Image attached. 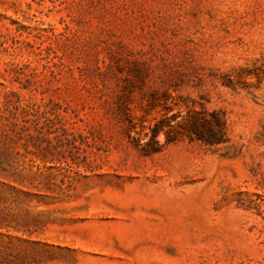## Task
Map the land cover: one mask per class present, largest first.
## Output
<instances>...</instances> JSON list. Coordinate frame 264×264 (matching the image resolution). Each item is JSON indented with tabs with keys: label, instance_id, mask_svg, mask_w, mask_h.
<instances>
[{
	"label": "rangeland",
	"instance_id": "obj_1",
	"mask_svg": "<svg viewBox=\"0 0 264 264\" xmlns=\"http://www.w3.org/2000/svg\"><path fill=\"white\" fill-rule=\"evenodd\" d=\"M212 111L225 141L141 147ZM22 115L0 264H264V0H0V128Z\"/></svg>",
	"mask_w": 264,
	"mask_h": 264
},
{
	"label": "trees",
	"instance_id": "obj_2",
	"mask_svg": "<svg viewBox=\"0 0 264 264\" xmlns=\"http://www.w3.org/2000/svg\"><path fill=\"white\" fill-rule=\"evenodd\" d=\"M11 115L13 119H16L15 113H12ZM21 122L23 123L22 125H19L16 121L11 122L8 130L0 128V139L1 137H4L5 139L12 140L16 144L18 141L23 139L21 147L26 150L27 154H33V151L28 148L31 144L33 145V136L29 132L30 126L27 125L29 119L26 118L25 115H22ZM164 122L165 123L163 125L156 122L150 129V137L144 142L143 146H141L143 148H147L146 154L157 153L161 150L162 144L157 137L159 132L165 126L170 127V129L164 131L166 143L175 140L178 134H185L191 139H197L209 145L221 143L226 139V121L218 112H210L209 117L197 115L195 112H191L186 120L177 123V127H179V129L177 127L172 128V126L168 124L170 121ZM3 154L4 152L2 150L0 152V183L4 185L5 182L1 179H9L14 177L16 174L21 173L22 170L18 169L19 161L20 158L25 155L23 156V154H21L18 150H14V161H5L2 158Z\"/></svg>",
	"mask_w": 264,
	"mask_h": 264
}]
</instances>
